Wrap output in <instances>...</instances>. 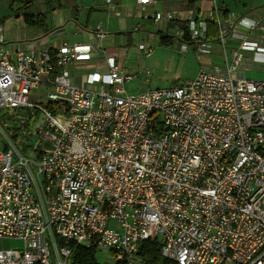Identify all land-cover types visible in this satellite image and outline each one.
Returning a JSON list of instances; mask_svg holds the SVG:
<instances>
[{
    "label": "built area",
    "instance_id": "obj_1",
    "mask_svg": "<svg viewBox=\"0 0 264 264\" xmlns=\"http://www.w3.org/2000/svg\"><path fill=\"white\" fill-rule=\"evenodd\" d=\"M207 1L212 8L187 21V36L198 58L209 55L204 37L213 24L222 49L227 36L239 41L230 62L224 56L223 67L134 95L122 87L138 74L113 57L105 73L85 76L88 88L71 85L69 66L90 45L9 58L0 26V110L42 117L29 153L17 143L29 134L23 115L10 125L0 117V264H69L70 244L109 250L113 261L105 264H145L147 241L173 264H264V80L234 76L238 50L264 62V39L256 38L264 30ZM150 17L163 27L172 19ZM95 35H104L98 26ZM41 85L47 102H29ZM3 240L21 241L22 250H2Z\"/></svg>",
    "mask_w": 264,
    "mask_h": 264
},
{
    "label": "crops",
    "instance_id": "obj_2",
    "mask_svg": "<svg viewBox=\"0 0 264 264\" xmlns=\"http://www.w3.org/2000/svg\"><path fill=\"white\" fill-rule=\"evenodd\" d=\"M216 4L223 8L226 15L248 17L257 21L258 28L264 30V1L253 5L244 3L242 9L231 8L224 0H220V2L216 0ZM19 7L17 6L16 10L11 12L12 8L9 6L13 16L9 15L7 18L0 19L3 36L2 52L13 59L18 51H27L30 48L38 50L45 47L58 48L63 44L90 45V54L74 61L69 66L71 85L88 88L85 76L92 72L105 73L107 57H113L117 65L122 68L128 60L131 70H138L145 65L147 67L151 65L155 70H158L162 64V44L158 39L160 48L154 52L150 48L155 47L156 44L153 42L150 32L154 28L153 26L157 28L159 38L162 37V34L168 35L173 32L176 34L177 30L181 28L172 24L187 22L189 19L195 20L197 17L205 15L212 8V3L207 0H193L190 7L186 0H156L155 3L146 5L138 4L137 0H37L26 10H17ZM25 13L38 18L41 23L27 26L23 22ZM155 13L171 14L172 19L168 20L164 27L162 24L156 25L150 17ZM97 26L103 31V37H96ZM207 29L208 27H206V32ZM216 37L217 35L207 38L205 35V40L209 41L211 45L214 42L216 46H213L209 55L199 56V58L195 52L196 45L189 38L185 42L180 41L178 37L177 40L187 47L186 51L189 48L193 51L196 60L204 61L201 62L203 64L199 69L215 65L223 67L224 56L230 62V52L233 49H238L239 41L227 36L222 49V46L215 41ZM256 38L264 39L259 30H257ZM150 41L153 42L152 46H150ZM140 44L143 46L147 44V49L152 52L148 58L141 57L142 63L138 57L141 56L140 53L144 55V52L139 48L135 49V46ZM138 52H140L139 55ZM238 52L242 54V60L234 76L247 80H264V62L254 61L252 53L240 50ZM133 85L136 89L132 86L129 88L135 89V94L153 90L150 80L145 78L133 82Z\"/></svg>",
    "mask_w": 264,
    "mask_h": 264
},
{
    "label": "rangeland",
    "instance_id": "obj_3",
    "mask_svg": "<svg viewBox=\"0 0 264 264\" xmlns=\"http://www.w3.org/2000/svg\"><path fill=\"white\" fill-rule=\"evenodd\" d=\"M220 2V0H217ZM261 1L264 0H224V2L229 5L231 8H237L242 9L244 6V3L246 4H260ZM9 0H0V19L1 18H7V16H13V13L16 10V6L12 7V11L10 12L9 9ZM154 28L151 29V34L153 37V42L156 43L155 47H150L153 49V52L158 50L160 48L158 41L160 40L159 34L157 32V28L153 26ZM164 35V34H162ZM171 36L167 43H162V64L159 67L158 70H155L151 65L148 67L145 65L143 68H139L138 70H131L129 68L130 65L128 64V60H126V65L123 66V69L126 70L129 74L136 75L138 74L137 78H135L133 81L126 83L123 85L122 89L126 91L128 95H134L136 92V88L133 85V82L139 80V79H148L151 82V89H165L170 88L176 85H179L185 81L193 79L195 76L197 70L200 66H202L201 62L204 61H198L196 60V57L193 55V51L189 48L186 52H179L177 46L180 45V42H178L177 37L175 33L168 34L167 36ZM159 39V40H158ZM152 41H150L152 46ZM215 47L216 44L212 42V47ZM144 47L147 49V44H144ZM138 46H135V49H137ZM140 52H138L139 55ZM141 56L138 57L140 62L142 63L143 60H141V57L143 53H140ZM144 59V57H143ZM202 60V59H201ZM130 62V61H129ZM215 63V62H213ZM212 63V64H213ZM142 67V65H139ZM209 66V65H208ZM150 71L151 75L147 76L145 75L146 71ZM132 86L131 88H129ZM48 90V88L45 85H41L39 88L34 89L31 91V94L29 95V102H36V103H43L45 104L47 100L45 99V92ZM14 113L18 115V117L14 116ZM20 115H23V118L26 123V130H28V135H20V137L17 139V143L23 147L24 151L29 153L32 148H35L39 144V140L37 136L34 134L35 128L38 125V123L41 120V115L36 114L34 117H28L26 110L24 109H17L14 112H7L4 110H0V117L3 116L4 119H6V123L10 125L13 121L12 117L19 118ZM22 242L19 240H3L1 244L2 250H14V251H21L22 250ZM95 261L98 264H105V262H112L113 261V255L109 250H97L94 253Z\"/></svg>",
    "mask_w": 264,
    "mask_h": 264
},
{
    "label": "trees",
    "instance_id": "obj_4",
    "mask_svg": "<svg viewBox=\"0 0 264 264\" xmlns=\"http://www.w3.org/2000/svg\"><path fill=\"white\" fill-rule=\"evenodd\" d=\"M37 0H11L10 1V7L12 8L13 6H20L17 10H26L28 9L34 2ZM187 5L191 7L193 0H186ZM23 22L27 26H34V25H39L41 22L38 21V18H34L33 15L29 13H25L23 15ZM173 26L179 27L184 31V37L180 39V41L185 42L187 41V25L188 22L182 21V22H177L172 24ZM207 32H206V37H214L217 35V30L215 26L212 24H207ZM160 41L161 44L167 43L168 40L170 41L171 36L167 35H161ZM172 38V37H171ZM171 42V41H170ZM72 248V255L70 257V262L69 264H98L95 261L94 257V251L93 250H87L84 249L83 247L77 246L70 244ZM140 256L144 259L145 264H173L170 263L166 260H164L160 256V248L157 245V243L153 241H147L141 245L140 248Z\"/></svg>",
    "mask_w": 264,
    "mask_h": 264
}]
</instances>
